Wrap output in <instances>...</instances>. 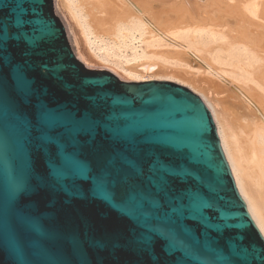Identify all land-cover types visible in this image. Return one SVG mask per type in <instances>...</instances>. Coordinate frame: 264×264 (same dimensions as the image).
Instances as JSON below:
<instances>
[{"label": "water", "instance_id": "95a60500", "mask_svg": "<svg viewBox=\"0 0 264 264\" xmlns=\"http://www.w3.org/2000/svg\"><path fill=\"white\" fill-rule=\"evenodd\" d=\"M5 4L7 7L0 8V20L5 22L13 17L16 4L29 7L25 0H0V7ZM44 11L56 23L55 43L72 70L74 90L71 94L61 91L29 67L27 78L33 88L25 95L19 89L23 86L22 76L0 70V264H116L117 259L120 264H133L135 257L128 252L113 254L110 248L97 249L93 245L94 240L116 233L128 239L136 230L114 210L92 198L88 180L95 185L96 178L89 177L87 168L71 152H65L66 145L62 144L68 120L67 113L60 109L68 106L74 112H84L89 101L108 131L125 136L146 134L155 142L185 152L205 176H220L226 199L251 222L247 231H225L226 225L214 224L219 221L209 223L206 217H193L201 219L206 228L187 224L177 231L172 227L171 213L159 208L150 195L134 198L124 211L160 235L153 236L158 253L169 244L171 253L164 264H237L230 258L232 246L247 247L257 232L264 235L238 189L206 102L182 84L127 77L97 61L84 47L62 0H50ZM85 138L82 134L81 142ZM41 141L59 147L60 166L54 159L48 160L53 148L40 149ZM67 147L71 151L70 145ZM80 158L93 167L97 163L88 153ZM48 167L61 182L67 180L73 186L75 181L74 189L80 196L69 202L63 192H36V183L47 175ZM23 217L30 218V222Z\"/></svg>", "mask_w": 264, "mask_h": 264}, {"label": "bare ground", "instance_id": "6f19581e", "mask_svg": "<svg viewBox=\"0 0 264 264\" xmlns=\"http://www.w3.org/2000/svg\"><path fill=\"white\" fill-rule=\"evenodd\" d=\"M62 1L92 57L127 77L156 76L203 95L238 189L264 235V0ZM163 42L177 48L172 57L158 50ZM95 45L100 54L93 53ZM170 69L185 71L191 81ZM193 72L204 74L195 78Z\"/></svg>", "mask_w": 264, "mask_h": 264}, {"label": "snow or ice", "instance_id": "6c2138e0", "mask_svg": "<svg viewBox=\"0 0 264 264\" xmlns=\"http://www.w3.org/2000/svg\"><path fill=\"white\" fill-rule=\"evenodd\" d=\"M25 2L29 7L16 4L13 17L7 22L0 20V37H7L0 40V70L22 76L23 86L19 89L25 95L30 94L33 88L27 78L26 69L29 67L39 71L61 91L71 94L74 90L72 70L57 50L56 23L44 11L50 0ZM4 7L7 4L0 8ZM15 83L18 87L17 79ZM2 98L3 81L0 80V99ZM60 111L67 113L68 120L62 143L66 145L65 152H71L74 159L87 168L88 176L96 178L95 185L88 180L91 182L92 198L114 210L136 230L128 239L121 233L96 239L93 245L97 249L110 248L113 254L121 250L128 252L135 257L133 264H144L145 260L147 264H164L165 258L171 253L169 244L167 249L161 248L158 253L153 236L160 235L142 226L124 211L134 198L141 196L150 195L159 208L170 212L174 221L172 227L177 231H182V226L187 224L206 228L201 219L193 217H206L209 223L219 221L214 224L226 225L223 228L225 231H247L251 227V222L240 216L232 202L226 199L220 176H212L210 173L205 176L202 171L197 170L185 152L169 144L155 142L146 134L125 136L108 131L104 128L102 119L96 118L92 101H89L84 112H74L68 106ZM82 134L86 137L83 142ZM39 148H53L48 160L54 159L57 166L61 165L58 155L60 149L55 143L41 141ZM83 153H88L97 161L94 167L80 158ZM74 183L75 181L70 186L67 180L61 182L52 175V170L48 167L47 175L36 183L35 191L53 195L63 192L70 202L71 198L80 196L78 190L74 189ZM22 219L30 222L28 217ZM33 227L35 228L34 224ZM230 258L235 259L237 264H249V261L251 264H264V236L257 232L256 239L249 240L247 247L233 245ZM116 264H120L118 259Z\"/></svg>", "mask_w": 264, "mask_h": 264}, {"label": "rangeland", "instance_id": "374dc122", "mask_svg": "<svg viewBox=\"0 0 264 264\" xmlns=\"http://www.w3.org/2000/svg\"><path fill=\"white\" fill-rule=\"evenodd\" d=\"M170 43L169 42H163V44L162 45H164V46H162V47H160V48H158V50H160V52H161V54H164V55H166V56H170V57H172L169 53H170V51H172V50H176L177 48L176 47H171V45H169ZM169 46V47H168ZM97 49V45H95V46H93V48H92V51H93V53L94 52H98L99 54H100V52L99 51H97L96 50ZM101 53H104V52H101ZM95 58V57H94ZM186 58H188V57H186ZM97 61H99L97 58H95ZM189 59V58H188ZM100 62V61H99ZM188 62H189V64H191V65H193V66H196V67H198V66H200V65H198L195 61H193V60H191V59H189L188 60ZM105 64V63H104ZM157 64V63H156ZM105 65H107V66H110V67H112V68H114V69H116L117 71H119V72H121L122 74H125V73H123L122 72V70H120V69H118V68H116V66L115 65H112V64H105ZM158 65V64H157ZM171 70V72L175 75V76H177L178 78H181V79H183V80H185V81H191V78H190V76H189V74L188 73H186L185 71H183V70H181V69H170ZM194 73V72H193ZM195 74V78H199L201 75H203L204 73H201V74H198V73H194ZM150 77H152V78H154V79H156L155 77L156 76H150ZM176 83H179V84H182V85H184V86H187V87H189L191 90H193L190 86H188L187 84H183V83H180V82H176ZM224 84V83H223ZM227 86H231V85H227ZM194 91V90H193ZM195 93H197L198 95H200L201 97H202V99L206 102V104L208 105V107L210 108V110L212 111V107H211V105L206 101V99H204L203 98V95H201L199 92H196V91H194ZM212 114H213V117H214V120H215V123H216V125H217V128H219V123H217V120H216V118H215V116H214V113H213V111H212Z\"/></svg>", "mask_w": 264, "mask_h": 264}]
</instances>
